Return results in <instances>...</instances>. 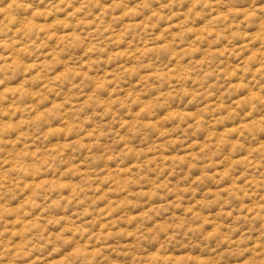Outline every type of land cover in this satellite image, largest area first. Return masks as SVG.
Listing matches in <instances>:
<instances>
[{
	"label": "rangeland",
	"instance_id": "374dc122",
	"mask_svg": "<svg viewBox=\"0 0 264 264\" xmlns=\"http://www.w3.org/2000/svg\"><path fill=\"white\" fill-rule=\"evenodd\" d=\"M253 5L0 0V235L21 264H236L261 247Z\"/></svg>",
	"mask_w": 264,
	"mask_h": 264
},
{
	"label": "clouds",
	"instance_id": "9594fccd",
	"mask_svg": "<svg viewBox=\"0 0 264 264\" xmlns=\"http://www.w3.org/2000/svg\"><path fill=\"white\" fill-rule=\"evenodd\" d=\"M261 11H264V6L258 9L253 5L250 9V17L252 14H257L256 19L253 21L254 23L264 24V17L258 15ZM242 251L247 254L240 257L236 264H243L244 261H249L250 264H264V242H261V247L259 248L254 245H245ZM22 257L23 251L16 247L11 237L0 235V264H21Z\"/></svg>",
	"mask_w": 264,
	"mask_h": 264
}]
</instances>
